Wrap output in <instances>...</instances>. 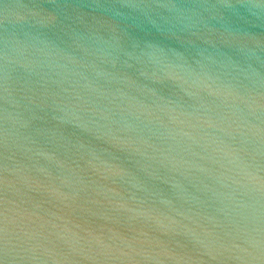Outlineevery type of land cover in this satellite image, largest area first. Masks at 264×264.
Instances as JSON below:
<instances>
[{"label": "water", "instance_id": "95a60500", "mask_svg": "<svg viewBox=\"0 0 264 264\" xmlns=\"http://www.w3.org/2000/svg\"><path fill=\"white\" fill-rule=\"evenodd\" d=\"M0 264H264V0H0Z\"/></svg>", "mask_w": 264, "mask_h": 264}]
</instances>
